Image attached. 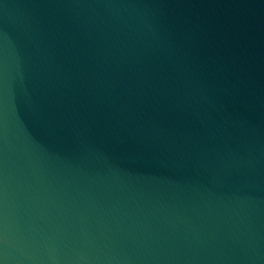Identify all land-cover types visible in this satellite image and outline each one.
<instances>
[{
    "label": "water",
    "instance_id": "obj_1",
    "mask_svg": "<svg viewBox=\"0 0 264 264\" xmlns=\"http://www.w3.org/2000/svg\"><path fill=\"white\" fill-rule=\"evenodd\" d=\"M0 264H264V0H0Z\"/></svg>",
    "mask_w": 264,
    "mask_h": 264
}]
</instances>
